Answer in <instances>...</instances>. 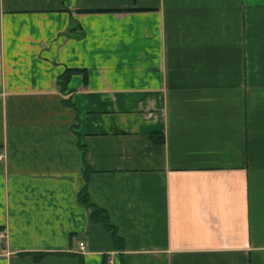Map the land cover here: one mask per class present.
Here are the masks:
<instances>
[{"label": "crops", "instance_id": "obj_1", "mask_svg": "<svg viewBox=\"0 0 264 264\" xmlns=\"http://www.w3.org/2000/svg\"><path fill=\"white\" fill-rule=\"evenodd\" d=\"M0 153V264H264V0H0Z\"/></svg>", "mask_w": 264, "mask_h": 264}, {"label": "trees", "instance_id": "obj_2", "mask_svg": "<svg viewBox=\"0 0 264 264\" xmlns=\"http://www.w3.org/2000/svg\"><path fill=\"white\" fill-rule=\"evenodd\" d=\"M73 25H74L73 22H71L70 25H69V30L72 31V30L75 29V27H74ZM77 71H79V70H77V69H73V68H67V69H65L64 72H63L62 74L59 75V77H58V82H59L61 85H64V84L68 81L69 77H70L73 73H75V72H77ZM84 196H85V199L83 198V202L87 201V196H86V194L83 193V194H82V197H84ZM88 206H89V204H88ZM94 217L97 218V219H99V220H101V221H103L104 224H105V226L108 227V224H107V215L104 214V212H103L101 209H99V208H94V207H93V211L91 212V218L94 219Z\"/></svg>", "mask_w": 264, "mask_h": 264}, {"label": "built area", "instance_id": "obj_3", "mask_svg": "<svg viewBox=\"0 0 264 264\" xmlns=\"http://www.w3.org/2000/svg\"><path fill=\"white\" fill-rule=\"evenodd\" d=\"M3 157V154L0 153V159ZM7 237L6 231L5 230H0V242L5 241ZM84 245V242H79V246L82 248Z\"/></svg>", "mask_w": 264, "mask_h": 264}]
</instances>
